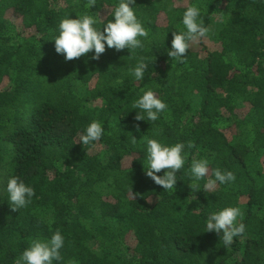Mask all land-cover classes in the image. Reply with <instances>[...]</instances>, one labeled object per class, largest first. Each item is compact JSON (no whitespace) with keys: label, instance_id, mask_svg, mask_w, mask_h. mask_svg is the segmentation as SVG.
<instances>
[{"label":"trees","instance_id":"16d2710c","mask_svg":"<svg viewBox=\"0 0 264 264\" xmlns=\"http://www.w3.org/2000/svg\"><path fill=\"white\" fill-rule=\"evenodd\" d=\"M117 2L97 0L90 11L111 19ZM86 3L0 0V264H16L33 239L57 230L65 238L58 264H264V0H136L149 31L143 49L67 61L51 39ZM192 4L213 48L206 37L190 42L178 63L167 51ZM141 57L148 69L135 82L130 69ZM147 89L168 105L155 123L136 121L132 108ZM93 120L105 134L82 145ZM150 138L186 145L174 192L145 174ZM205 158L210 175L221 168L236 180L189 202L186 172ZM12 176L35 189L18 212L5 191ZM228 206L241 208L246 234L225 249L204 231L208 213Z\"/></svg>","mask_w":264,"mask_h":264},{"label":"clouds","instance_id":"9594fccd","mask_svg":"<svg viewBox=\"0 0 264 264\" xmlns=\"http://www.w3.org/2000/svg\"><path fill=\"white\" fill-rule=\"evenodd\" d=\"M136 0H118L111 12V19L103 20L99 12L90 9L96 7L97 0H87L86 11L70 18V15L61 19L57 34L51 39L54 41L55 52L62 55L65 60L79 59L91 53L92 60H99L106 49L119 52L127 49L129 55H134L137 50L144 48L149 31L138 18L135 9ZM181 23L184 31L173 32L171 48L167 55L171 60L182 63L189 51L190 42L206 37L208 28L202 19V10L196 5L188 6L183 14ZM148 64L144 58L137 60L130 74L135 82L144 79ZM123 83V81H121ZM136 111V121H151L155 123L160 119L161 113L167 110L168 105L151 89L142 90V94L132 104ZM137 130L138 126H137ZM105 134L102 123L98 120L91 121L79 137L82 145H90L100 141ZM131 136V142L136 143ZM183 142L168 144L160 139L146 140V167L145 174L163 190L174 192L178 181L177 173L185 167L187 153ZM188 148L192 145L188 144ZM163 171V175H157ZM191 183L189 188L194 194L203 191L215 193L218 186H227L235 182L236 176L232 171L216 168L210 175V161L208 159H194L186 172ZM201 181H205L201 185ZM5 191L8 202L13 212L26 208L35 196V189L26 184L18 176L8 179ZM134 196V195H133ZM243 213L240 207L228 206L218 211L208 213L205 220L204 232H215L223 241V247L229 248L234 238H243L246 226L242 222ZM65 238L61 231H55L50 238L41 240L33 239L30 245L23 250L16 264H54L62 260L61 249L64 247Z\"/></svg>","mask_w":264,"mask_h":264},{"label":"rangeland","instance_id":"374dc122","mask_svg":"<svg viewBox=\"0 0 264 264\" xmlns=\"http://www.w3.org/2000/svg\"><path fill=\"white\" fill-rule=\"evenodd\" d=\"M186 1H187V0H174L175 4H176L177 6L185 5ZM9 18H10V20H12V22H13L16 26H19V25H20V19H19V18H16V17L11 16V15H9ZM208 39H209V37H206L205 41L207 40V41L209 42V45H212L211 42H210ZM210 48H213V45H212ZM129 163H130L129 159L124 160V162H123V166L126 167V166L129 165Z\"/></svg>","mask_w":264,"mask_h":264}]
</instances>
